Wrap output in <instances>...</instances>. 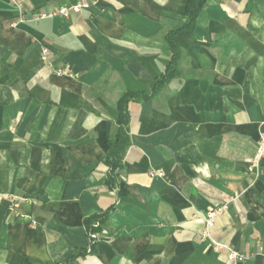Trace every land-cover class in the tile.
I'll use <instances>...</instances> for the list:
<instances>
[{"label": "crops", "instance_id": "crops-1", "mask_svg": "<svg viewBox=\"0 0 264 264\" xmlns=\"http://www.w3.org/2000/svg\"><path fill=\"white\" fill-rule=\"evenodd\" d=\"M187 2L0 0V264H264V0H206L157 93ZM125 91L149 97L112 173Z\"/></svg>", "mask_w": 264, "mask_h": 264}, {"label": "trees", "instance_id": "trees-1", "mask_svg": "<svg viewBox=\"0 0 264 264\" xmlns=\"http://www.w3.org/2000/svg\"><path fill=\"white\" fill-rule=\"evenodd\" d=\"M205 1L206 0H188L186 5V11L188 13L187 22L183 27L177 30L169 31L165 36V42L172 52V58L165 70L164 75L162 76L161 81L156 84L155 92H161L162 89H164L166 83H169L171 80L179 76L181 65L185 61V54L182 46L177 42L176 38L189 36L192 33L196 20L202 11ZM147 97H149V95L125 91L117 103L116 108L112 111V117L119 126V138L117 142L112 145L109 151V160L107 162L112 173H115L121 168L122 160L128 146V137L125 129L128 123V105L131 102L142 100L143 98ZM102 223L103 222L100 216L87 218L85 220L88 235L91 239V245L87 250H77L73 252L70 256L72 261L79 257H83L87 254H92L95 252L96 246L99 242L96 234L100 232Z\"/></svg>", "mask_w": 264, "mask_h": 264}, {"label": "built area", "instance_id": "built-area-1", "mask_svg": "<svg viewBox=\"0 0 264 264\" xmlns=\"http://www.w3.org/2000/svg\"><path fill=\"white\" fill-rule=\"evenodd\" d=\"M91 6H92V4L90 2L82 1V2L77 3L75 5L64 6V7L60 8L53 15H45L44 14V15L40 16V18L44 19V18H48V17L54 16V15H60V16L68 17L71 12L80 13L82 10L89 9ZM41 59H42L43 63L48 64L50 66H53L52 61L50 59V51H49L48 48L44 47L42 49ZM56 71L58 73H62L63 72V70H61V69H57ZM263 155H264V138H262V140H261V145H260L259 150H258V152L256 154L255 160L257 161L259 158L263 157ZM154 175H158L160 177L163 176V174H154ZM226 208H227L226 205L218 206V207H215V208L211 209L207 213V218H206L207 229H206V232L203 234V237H209L210 236V232L209 231H210L211 228L214 227L215 219L218 216L222 215ZM215 245H216V248L223 247V246L218 245L216 243H215ZM229 258L231 260L235 261V260H238V259H243V255H241L239 253H236V252H231L230 255H229Z\"/></svg>", "mask_w": 264, "mask_h": 264}]
</instances>
